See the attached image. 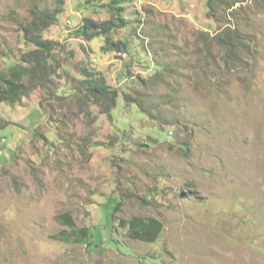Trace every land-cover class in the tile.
<instances>
[{
    "label": "rangeland",
    "instance_id": "1",
    "mask_svg": "<svg viewBox=\"0 0 264 264\" xmlns=\"http://www.w3.org/2000/svg\"><path fill=\"white\" fill-rule=\"evenodd\" d=\"M206 2L125 3L128 27L111 34L122 54L75 36L84 18L109 19L105 1H64L43 33L57 44L49 92L0 104V264H264V0L215 21ZM55 6L0 0V68L30 49L19 26L31 10ZM228 28L241 43L227 67L211 39ZM84 70L118 90L109 117L80 112ZM113 198L120 250L55 239L65 213L80 228L107 225ZM133 217L160 221L154 243L116 231Z\"/></svg>",
    "mask_w": 264,
    "mask_h": 264
},
{
    "label": "trees",
    "instance_id": "2",
    "mask_svg": "<svg viewBox=\"0 0 264 264\" xmlns=\"http://www.w3.org/2000/svg\"><path fill=\"white\" fill-rule=\"evenodd\" d=\"M64 1L56 0V6L50 12L31 10L29 21L19 26L22 39L30 49L20 53L17 60L8 58V56L3 57L5 63L0 68V104H16L37 89L49 92L50 78H53L56 72L52 56L57 44L44 39L43 33L56 24L58 16L63 11ZM102 1L106 2L103 7L110 15L109 19L98 22L84 18L75 30V36L87 42L101 38L103 41L102 52L126 54L128 49L126 41L122 39L114 41L111 34L116 30H123L128 27V20L124 17V4L130 0ZM244 1L207 0L206 16L215 21L217 12L231 10L236 4H242ZM211 41L217 45L222 62L227 67L232 65L234 50L241 43L238 32L228 28L217 33ZM204 44L206 47L208 46L207 42ZM83 74L84 78L80 80L77 87L81 94V98L77 100L78 106L80 105V112L83 106L91 104L99 109L100 114L109 117L120 97L118 90L111 88L102 74L86 70L83 71ZM123 98L127 99L125 95ZM81 113L87 116L86 110ZM121 203V199L113 198V200L106 201V204L102 206L107 222V225L102 226V228L96 226L80 228L76 226L69 213L59 215L57 217L58 223L67 228L68 231L61 232L55 239L84 245L87 251L91 253L96 250L99 251L101 245H110L115 250H120L118 242L112 237V221L114 215L119 211ZM119 228L125 229L127 237L131 240L154 243L160 235L162 224L155 218L133 217L126 222H120L119 226H116V231ZM145 264L150 263L146 262Z\"/></svg>",
    "mask_w": 264,
    "mask_h": 264
}]
</instances>
